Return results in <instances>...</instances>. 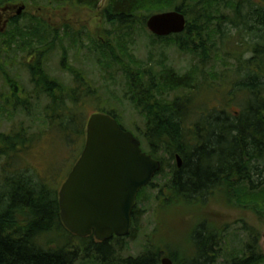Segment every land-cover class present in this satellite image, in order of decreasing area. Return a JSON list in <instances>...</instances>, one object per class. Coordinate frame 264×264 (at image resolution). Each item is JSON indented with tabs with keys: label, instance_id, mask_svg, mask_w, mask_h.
I'll return each mask as SVG.
<instances>
[{
	"label": "trees",
	"instance_id": "16d2710c",
	"mask_svg": "<svg viewBox=\"0 0 264 264\" xmlns=\"http://www.w3.org/2000/svg\"><path fill=\"white\" fill-rule=\"evenodd\" d=\"M9 1L0 0V9ZM48 1L56 5L74 3L87 9H96L99 4V0ZM216 1L109 0L102 14L115 32L127 33L135 26L145 28L149 15L173 9L179 11L185 16L186 27L183 33L171 36L176 39L182 35L188 36L193 45L183 47H189L191 51H204V47L199 45L200 39L204 32L211 29V24L222 45L226 42L224 40H229V27L236 29L238 35L243 33L246 37L235 43L239 51L234 59L242 65L241 71L246 75L233 88L238 87L240 92L247 95L245 107L234 114L226 109L206 111L204 127L197 124L188 127L186 116L187 111L192 109L191 98L178 97L164 102L156 96L161 89H194L189 75L179 76L169 69L158 75H139L138 72L126 75L125 98L143 116V131L124 128L112 113L107 114L122 129L132 131L140 141L142 150L161 163L155 177L162 173L168 175L167 188L173 195L171 200L205 203L221 193L226 200L229 198L235 203L257 206L254 208L262 214L264 0H221L225 3L235 2L230 17L223 14L224 7L216 9ZM31 37L38 43L35 33ZM109 48L111 46L106 48L107 59L113 56V50ZM246 48L251 50V56L243 60ZM29 72L36 98L44 96L50 101L43 111L46 122L43 129L63 132V145L69 148L70 153L78 144L74 165L83 149L86 130V123L81 119L77 107L76 90L65 89L37 67H31ZM8 84L11 93L3 102L4 109L11 108L13 113L18 107L24 110L27 101L17 96L16 86L12 82ZM41 134L31 132L30 128L21 124L10 127L7 132L0 131V161L4 163L0 169V264H160L162 256L171 257V254L149 247L137 257L124 258L123 243L127 237L97 242L93 236L81 238L68 232L59 216V189L49 190L43 179L26 166L21 169L16 164L19 154L30 149ZM163 155L175 163L169 164ZM177 155L181 159L180 168L176 165ZM140 194L141 191L138 198ZM246 232L250 240L247 246L249 256L232 257L231 264H255L261 261V254L253 252V245H257L259 240L258 234L251 229H246ZM219 241V236L205 234L201 242L194 244L195 256L182 258L178 264H217L213 259L217 255L213 254L214 249L219 247Z\"/></svg>",
	"mask_w": 264,
	"mask_h": 264
},
{
	"label": "rangeland",
	"instance_id": "374dc122",
	"mask_svg": "<svg viewBox=\"0 0 264 264\" xmlns=\"http://www.w3.org/2000/svg\"><path fill=\"white\" fill-rule=\"evenodd\" d=\"M108 3L109 0H99L96 9H87L74 3L56 5L48 0H10L0 9V131L7 132L10 127L21 124L31 132H42L30 149L19 154L16 164L21 169L26 166L43 179L49 190L60 188L79 149L76 143L70 153L63 145V132L43 129L46 124L43 111L50 101L44 96L36 98L31 67H37L65 89L76 90L77 107L85 123L94 113H112L122 127L143 131V116L125 98L126 75L136 72L158 75L170 69L179 76L191 77L192 90L156 92L164 102L178 97L191 98L192 109L186 116L188 127L192 124L204 127L206 111L226 109L234 114L246 104L247 95L238 87L233 88L246 75L234 59L239 51L235 43L246 37L243 33L238 35L236 29L229 27V40H224L222 45L211 24V29L200 39L199 45L204 51H191L183 47L193 45L186 35L178 39L158 38L146 27L137 26L127 33L115 32L102 14ZM234 3L217 0L216 9L224 7L223 14L230 17ZM21 7L23 10L17 14ZM169 11L176 10L164 12ZM33 33L38 43L32 39ZM108 46L113 56L107 59ZM250 51L244 50L243 60L250 58ZM8 82L16 86L17 96L27 101L24 110L18 107L13 113L11 108L4 109L3 102L11 93ZM163 157L169 164L175 163ZM3 164L0 161V169ZM167 181L168 175L162 173L137 196L132 233L123 243L124 258L137 257L150 247L171 254L161 259L167 257L178 264L182 258L195 256L194 244L210 233L220 237L219 247L214 249L213 256L217 255L214 261L231 264L232 257L249 254L246 229H251L259 237L253 252L261 254V261L255 264H264V213L259 214L254 208L257 206L226 200L221 193L205 203L171 200L173 195L168 192Z\"/></svg>",
	"mask_w": 264,
	"mask_h": 264
},
{
	"label": "water",
	"instance_id": "95a60500",
	"mask_svg": "<svg viewBox=\"0 0 264 264\" xmlns=\"http://www.w3.org/2000/svg\"><path fill=\"white\" fill-rule=\"evenodd\" d=\"M145 27L163 38L183 33L186 19L179 11L162 12L148 17ZM176 165L181 167L178 155ZM160 169L161 163L143 152L140 141L113 117L90 115L83 149L58 191L63 226L77 237L93 236L97 242L129 236L138 193ZM160 263L171 260L164 257Z\"/></svg>",
	"mask_w": 264,
	"mask_h": 264
},
{
	"label": "flooded vegetation",
	"instance_id": "af4514ba",
	"mask_svg": "<svg viewBox=\"0 0 264 264\" xmlns=\"http://www.w3.org/2000/svg\"><path fill=\"white\" fill-rule=\"evenodd\" d=\"M139 194V193H138ZM137 205V203H136ZM136 205L134 206L133 210H132V214H131V229H130V234L132 233V226L134 224L135 221V216H136ZM129 234V235H130ZM128 237V236H127ZM113 238H118V237H113ZM171 264H173V262L171 261Z\"/></svg>",
	"mask_w": 264,
	"mask_h": 264
}]
</instances>
